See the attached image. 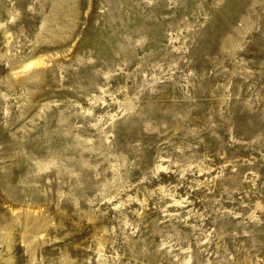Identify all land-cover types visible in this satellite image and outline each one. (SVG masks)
<instances>
[{"label":"rangeland","instance_id":"rangeland-1","mask_svg":"<svg viewBox=\"0 0 264 264\" xmlns=\"http://www.w3.org/2000/svg\"><path fill=\"white\" fill-rule=\"evenodd\" d=\"M0 264H264V0H0Z\"/></svg>","mask_w":264,"mask_h":264}]
</instances>
